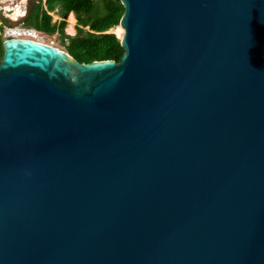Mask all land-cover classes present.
<instances>
[{
    "label": "water",
    "instance_id": "water-1",
    "mask_svg": "<svg viewBox=\"0 0 264 264\" xmlns=\"http://www.w3.org/2000/svg\"><path fill=\"white\" fill-rule=\"evenodd\" d=\"M113 59L6 38L0 264H264V0H120Z\"/></svg>",
    "mask_w": 264,
    "mask_h": 264
},
{
    "label": "trees",
    "instance_id": "trees-1",
    "mask_svg": "<svg viewBox=\"0 0 264 264\" xmlns=\"http://www.w3.org/2000/svg\"><path fill=\"white\" fill-rule=\"evenodd\" d=\"M49 11L60 16L73 12L77 34L70 38L67 51L81 62L113 59L119 61L124 49L119 36L110 30L119 25L124 6L120 0H29L27 12L22 17L23 26L35 28L47 34L63 32L67 21L53 22ZM0 20V62L3 56L2 36L6 18Z\"/></svg>",
    "mask_w": 264,
    "mask_h": 264
},
{
    "label": "rangeland",
    "instance_id": "rangeland-1",
    "mask_svg": "<svg viewBox=\"0 0 264 264\" xmlns=\"http://www.w3.org/2000/svg\"><path fill=\"white\" fill-rule=\"evenodd\" d=\"M28 1L29 0H0V15L1 17L7 19V22L3 25V31H1V34L4 39H6L4 34V31L6 29L11 28L19 30L21 26H23L21 19L27 12ZM65 17L67 19L68 24L66 25L64 31L51 35V38H54L56 40V43L61 50L68 52L67 46L70 40L65 38L66 36H69L70 38L72 36H75L77 34V28L75 15L72 24L70 22L71 13L66 14ZM1 23L2 21L0 20V24ZM110 31L114 32L113 28Z\"/></svg>",
    "mask_w": 264,
    "mask_h": 264
},
{
    "label": "built area",
    "instance_id": "built-area-1",
    "mask_svg": "<svg viewBox=\"0 0 264 264\" xmlns=\"http://www.w3.org/2000/svg\"><path fill=\"white\" fill-rule=\"evenodd\" d=\"M71 14L73 12H70ZM49 14H51L53 16V22H59L61 20H66L65 16H60L57 11H49ZM68 24V22H67ZM56 33H59V31L57 30L55 33L53 34H47L43 31L37 30L35 28H31V27H26V26H21V28L19 30L16 29H11L8 28L4 31L5 37L6 38H26V39H31V40H35L38 42H42L48 45H51L53 47L59 48L56 40L54 38H51V35H54ZM65 39L70 40L69 36H66Z\"/></svg>",
    "mask_w": 264,
    "mask_h": 264
},
{
    "label": "bare ground",
    "instance_id": "bare-ground-1",
    "mask_svg": "<svg viewBox=\"0 0 264 264\" xmlns=\"http://www.w3.org/2000/svg\"><path fill=\"white\" fill-rule=\"evenodd\" d=\"M73 21H74V15H73V13L71 14V20H70V22H71V24L73 23ZM72 27V26H71ZM113 31L115 32V33H117V35L119 36V37H121L122 36V26L119 24V25H117L116 27H114L113 28ZM21 39H26V38H21ZM59 50H61L60 48H58Z\"/></svg>",
    "mask_w": 264,
    "mask_h": 264
}]
</instances>
